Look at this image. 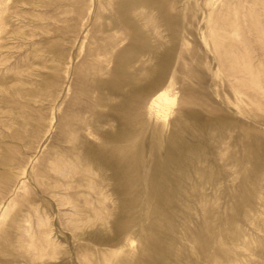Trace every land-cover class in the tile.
<instances>
[{"label": "rangeland", "instance_id": "1", "mask_svg": "<svg viewBox=\"0 0 264 264\" xmlns=\"http://www.w3.org/2000/svg\"><path fill=\"white\" fill-rule=\"evenodd\" d=\"M0 264H264V0H0Z\"/></svg>", "mask_w": 264, "mask_h": 264}, {"label": "bare ground", "instance_id": "2", "mask_svg": "<svg viewBox=\"0 0 264 264\" xmlns=\"http://www.w3.org/2000/svg\"><path fill=\"white\" fill-rule=\"evenodd\" d=\"M159 79V78H158ZM161 79V78H160ZM155 88H157L156 86L154 87V89L153 90H155ZM162 88H157L154 92H153V94L151 95V97L149 98V101H148V109L150 110V111H153L156 107H157V105H158V103L162 100V99H164L165 97H166V93H165V91H163V90H161ZM132 97V96H131ZM134 98V97H133ZM155 115H157V113L155 112L154 113ZM121 130V129H120ZM118 133V132H117ZM108 138V137H107ZM124 150V149H123ZM115 151V150H114ZM117 151V150H116ZM172 151V150H171ZM177 152V151H176ZM123 153V152H122ZM171 154V153H170ZM173 154V153H172ZM121 155V154H120ZM120 155H118V156H120ZM117 159V158H116ZM118 161V160H117ZM121 161V160H120ZM119 161V163H121ZM107 162H108V160H107ZM117 164V163H116ZM116 164H115V167H116V169H117V166H116ZM122 164V163H121ZM120 164V165H121ZM108 165V164H107ZM119 165V164H118ZM119 165V166H120ZM122 167V166H121ZM124 167V166H123ZM125 168V167H124ZM159 168V170H160V172H161V174H153V176L151 177V179H150V177H149V179L150 180H152V182L151 183H153L154 184V186H155V189L156 188H158L159 187V185H161L162 183H163V181H164V175H163V167L162 166H160V167H158ZM120 170H121V168H120ZM127 170V169H126ZM118 171V170H117ZM116 171V172H117ZM114 172V171H113ZM127 173V172H126ZM122 175V174H121ZM125 174H123V176H124ZM120 178H121V176H119ZM126 177H127V175H126ZM129 177V176H128ZM136 177V176H135ZM116 178V177H115ZM118 178V177H117ZM124 178V177H123ZM122 178V179H123ZM119 179V178H118ZM125 179V178H124ZM124 179H123V181H124ZM149 179H148V181H149ZM130 180V178L128 179V181ZM126 181H127V179H126ZM126 181H124V182H126ZM121 181H119V183H120ZM123 182V183H124ZM127 183V182H126ZM122 183H120V185H121ZM121 188V187H120ZM119 188V190H121ZM150 188H151V186H150ZM161 188V187H160ZM154 189V188H153ZM151 190V189H150ZM157 191V190H156ZM154 192V190H153V193L152 192H150L149 194H154V195H158L157 194V192ZM151 196V195H150ZM160 196V195H159ZM153 197V196H152ZM156 198H157V196H156ZM152 199V198H151ZM159 201V200H158Z\"/></svg>", "mask_w": 264, "mask_h": 264}]
</instances>
